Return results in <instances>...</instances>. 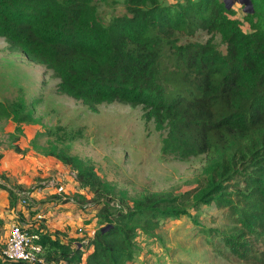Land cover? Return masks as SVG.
<instances>
[{
    "label": "trees",
    "instance_id": "obj_1",
    "mask_svg": "<svg viewBox=\"0 0 264 264\" xmlns=\"http://www.w3.org/2000/svg\"><path fill=\"white\" fill-rule=\"evenodd\" d=\"M118 2L127 15L104 24L99 6ZM250 3L244 32L226 0H0V38L51 71L58 94L92 110L115 102L141 106L145 122L166 132L163 154L203 156L208 169L191 197L154 193L124 204L105 191L93 166L50 151L76 172L78 189L93 194L89 201L50 187L56 200L94 207L101 222L78 245L38 227L31 233L40 236L41 257L55 264H128L140 235L155 238L162 221L213 202L232 210L239 223L241 232L225 239L234 254L249 253L248 237L264 243V0ZM199 31L208 36L204 43L192 40ZM39 102L0 101V121H13L20 137ZM257 260L264 264V254Z\"/></svg>",
    "mask_w": 264,
    "mask_h": 264
},
{
    "label": "rangeland",
    "instance_id": "obj_2",
    "mask_svg": "<svg viewBox=\"0 0 264 264\" xmlns=\"http://www.w3.org/2000/svg\"><path fill=\"white\" fill-rule=\"evenodd\" d=\"M163 1L173 4L179 0ZM244 1L229 0V3L235 18L241 21V29L249 32L243 21ZM125 15L122 2L99 6L98 16L104 24ZM207 39L199 31L192 40L204 43ZM215 43L225 53L218 38ZM57 83L51 71L31 62L15 46L0 38V101L7 105L22 102L28 105L33 99L40 100L34 123L25 125L20 137L16 136L13 121H0V186L13 185L10 182L13 173L21 164H26L35 167V171L41 169L42 176L47 177L34 180L37 192L50 191L49 180H60L63 176L66 196L85 194L90 201L93 194L78 189L74 181L76 172L49 156L52 150L65 151L85 165L93 166L98 178L105 182V191H111L114 194L111 197L116 202L124 200V204L154 193L191 197L204 184L208 171L204 157L183 160L163 154L162 140L166 132L157 130L152 121L145 122L141 106L115 102L92 110L80 101L58 94ZM15 145L19 152L14 151ZM44 181H47L45 185ZM232 201L235 203L236 198ZM83 205L78 202L71 205L83 215H91L90 218L81 216L79 229L90 223L100 226L98 216H93L94 207L83 208ZM20 206L29 209L32 201ZM186 213L176 220L162 221L154 232L155 238L138 237V264H260L257 258L264 254L263 242L248 237L249 253L245 257L237 256L227 246L225 239L235 238L241 232L232 210L213 202L198 210L188 209Z\"/></svg>",
    "mask_w": 264,
    "mask_h": 264
},
{
    "label": "crops",
    "instance_id": "obj_3",
    "mask_svg": "<svg viewBox=\"0 0 264 264\" xmlns=\"http://www.w3.org/2000/svg\"><path fill=\"white\" fill-rule=\"evenodd\" d=\"M44 170L47 171V169ZM41 172V169L35 171V167L32 165L21 164L18 171L13 173L14 178L10 179L13 185L0 186V190H3L2 192L0 191V251L4 246L11 226L14 224L29 232H33V230H37L40 227L41 232H47L53 238L57 237L62 242L72 241L73 245H78L81 240L94 235L97 229L94 223L79 229L81 227V216L90 218L91 215H83L81 211L72 209L74 207H71L68 203L57 201L54 191L48 185L47 187H49L50 191L40 193L37 192V189L34 194H30L31 208L20 206L21 203L15 196V192L21 190L30 191V188H33L36 184L34 180L39 178L38 180L41 181L47 178L46 175L42 176ZM16 176H18V179ZM43 183L47 182L44 181ZM10 194L12 199H14L13 201L10 198ZM40 213H44L46 216L39 223V221H36V217ZM93 216L96 217L95 214ZM0 264L9 263L3 261L0 256ZM128 264H138L136 257Z\"/></svg>",
    "mask_w": 264,
    "mask_h": 264
},
{
    "label": "built area",
    "instance_id": "obj_4",
    "mask_svg": "<svg viewBox=\"0 0 264 264\" xmlns=\"http://www.w3.org/2000/svg\"><path fill=\"white\" fill-rule=\"evenodd\" d=\"M61 182L62 178L60 177V180L52 178L48 183L49 187H54L57 194H61L64 190V186ZM36 190L37 188L34 186L30 188V191L21 190L15 192V196L19 199L21 205H26L27 201L30 199V194L33 192L35 193ZM44 218L45 214H38L36 221H41ZM87 242L88 240L84 239L81 244H86ZM41 251L40 236L14 224L9 230L4 246L0 251V256L3 261L9 264H55L41 257Z\"/></svg>",
    "mask_w": 264,
    "mask_h": 264
},
{
    "label": "water",
    "instance_id": "obj_5",
    "mask_svg": "<svg viewBox=\"0 0 264 264\" xmlns=\"http://www.w3.org/2000/svg\"><path fill=\"white\" fill-rule=\"evenodd\" d=\"M232 2V1H231ZM230 2V3H231ZM229 0H226V7L227 8H231V4L229 3ZM244 6H246L245 7V9L244 10H246V9H249V10H251V3H250V0H246V1H244ZM247 11V10H246Z\"/></svg>",
    "mask_w": 264,
    "mask_h": 264
}]
</instances>
